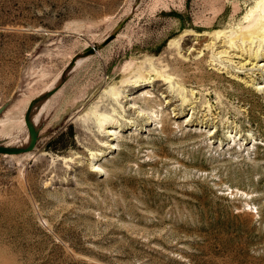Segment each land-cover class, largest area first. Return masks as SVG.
I'll return each mask as SVG.
<instances>
[{
	"label": "rangeland",
	"instance_id": "obj_1",
	"mask_svg": "<svg viewBox=\"0 0 264 264\" xmlns=\"http://www.w3.org/2000/svg\"><path fill=\"white\" fill-rule=\"evenodd\" d=\"M257 3L0 0V264H264Z\"/></svg>",
	"mask_w": 264,
	"mask_h": 264
},
{
	"label": "bare ground",
	"instance_id": "obj_2",
	"mask_svg": "<svg viewBox=\"0 0 264 264\" xmlns=\"http://www.w3.org/2000/svg\"><path fill=\"white\" fill-rule=\"evenodd\" d=\"M258 1V3H257V5H256V7L258 8V13H257V15L255 16V17H253V18H251V19H249V21L244 25V26H241V27H239L237 30H235L234 32H232V31H230L229 32V34L226 32L225 34H228V42H229V45L228 46H230V44L231 45H233V43L234 42H236V43H241V45H242V43H253V41L255 40V39H259V41H264V0H257ZM229 31V30H228ZM219 32V31H218ZM205 33V32H204ZM202 34V33H201ZM217 34V36H218V34L219 33H216ZM198 35H200V34H198ZM209 35V34H208ZM211 36V35H210ZM224 36V35H223ZM224 39H226V38H224ZM263 39V40H262ZM223 41V40H222ZM227 41V40H226ZM256 41V40H255ZM256 42H258V40L256 41ZM255 42V43H256ZM227 43V42H226ZM247 44V45H248ZM250 44H249V46H250ZM259 44V43H258ZM92 45V44H91ZM235 45V44H234ZM246 45V46H247ZM254 45V44H253ZM255 46H258L257 44L255 45ZM233 47V46H232ZM237 47V46H236ZM242 47V46H241ZM253 47V46H252ZM260 47H261V44H260ZM231 48V47H230ZM234 48V47H233ZM238 49L240 48V47H237ZM236 48V49H237ZM245 48H247V47H245ZM245 48H241L242 49V51H244L243 49H245ZM250 48V47H249ZM255 48V47H254ZM258 48H259V46H258ZM241 49H239V50H241ZM251 49V48H250ZM250 49H249V51H250ZM261 50H262V47H261ZM248 51V52H249ZM264 51V50H263ZM97 52V51H96ZM245 52V51H244ZM248 52H247V57H248V59L249 58H254V59H256L259 55H258V52H257V48H256V50H253V53H252V55H248ZM252 52V51H251ZM259 52H260V50H259ZM246 53V52H245ZM250 53V52H249ZM243 54V53H242ZM241 55V54H240ZM261 55V54H260ZM242 56V55H241ZM263 58H264V52H263ZM82 58H78L77 59V61H76V64L77 63H79L80 62V60H81ZM248 59L246 60V59H244L245 60V62H247L248 61ZM260 59V58H259ZM239 63V62H238ZM243 63V62H242ZM241 65V64H240ZM244 65V64H243ZM242 65V66H243ZM156 74H157V72H156ZM139 75V74H138ZM159 75V74H158ZM139 76H142V74H140ZM145 76H146V74H145ZM144 77V76H143ZM142 77V78H143ZM140 78V77H139ZM118 82V81H117ZM52 85V84H51ZM114 85V84H113ZM113 85H110L109 87L110 88H108V89H112L113 90V94H114V96L116 97V96H119V92L120 91H118L117 89H114L112 86ZM123 86V85H122ZM263 89V88H262ZM112 90H109V92L110 91H112ZM118 92H117V91ZM123 91V90H122ZM124 92V91H123ZM122 92V93H123ZM111 94V93H110ZM120 97H122V96H120ZM42 108V107H41ZM40 111V110H39ZM103 115V114H102ZM101 116V115H100ZM99 116V114H98V122H99V127H104V125H105V122H106V120H107V116L105 117V114H104V116H101V118H99L100 117ZM109 118V117H108ZM110 120H112V119H110ZM103 131V130H102ZM108 132V131H107ZM110 133V132H109ZM27 141H28V138H26V140L23 142V144L22 145H25L26 143H27ZM33 153V151H28V152H24V153H20V154H16L17 156H19V159L21 160V159H26L27 157H29L31 154ZM32 157V156H31Z\"/></svg>",
	"mask_w": 264,
	"mask_h": 264
},
{
	"label": "water",
	"instance_id": "obj_3",
	"mask_svg": "<svg viewBox=\"0 0 264 264\" xmlns=\"http://www.w3.org/2000/svg\"><path fill=\"white\" fill-rule=\"evenodd\" d=\"M115 35H116V30L114 32H112L110 35H108L102 42L93 43L92 45H88L82 50V52L75 55L70 60L69 68L66 71V73L64 74V77L76 65V61L78 58H83V57H86L88 55L95 53L98 49L102 48L108 42H110L115 37ZM63 82H64V79H62L53 88H51V89L47 90L45 93L41 94V96L38 98V100H36L35 102H32L28 106L26 114H25V118H24L25 125H26V128L28 130V134H29L27 143L25 145L10 146V145H5V144L0 142V154L16 155V154L32 151L35 148V145H36V142L38 139V130H37L34 122L32 121V118H31V111L33 110V106H34V104H37V108H38L39 104H41V102H43L48 96L55 93L59 89V87L63 84ZM0 112H1V109H0Z\"/></svg>",
	"mask_w": 264,
	"mask_h": 264
}]
</instances>
